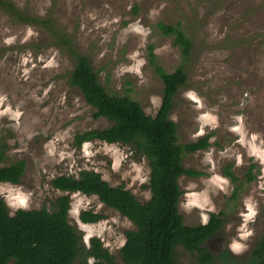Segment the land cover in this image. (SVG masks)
<instances>
[{
  "label": "rangeland",
  "instance_id": "rangeland-1",
  "mask_svg": "<svg viewBox=\"0 0 264 264\" xmlns=\"http://www.w3.org/2000/svg\"><path fill=\"white\" fill-rule=\"evenodd\" d=\"M12 1L31 15L51 17L89 58L101 84L111 94L131 96L147 115L157 114L164 90L150 64V48L166 72L184 66L188 80L170 115L178 143L208 134L212 139L208 149L183 155V167L200 175L180 177L179 212L190 227L223 213L224 227L202 247L213 254L214 264L221 263L225 248L234 253L231 264H257L251 254L264 234V0ZM159 23L182 24L193 42L187 61ZM53 39L47 29L17 24L0 11L4 166L25 162L22 183H0V199L14 215L20 209L52 211V203L69 195V222L86 248L96 237L117 264H124L120 250L135 225L97 196L64 193L52 181L93 170L113 187L125 185L145 203L151 198L150 162L134 145L90 141L75 146L77 134L111 123L95 119V109L69 84L74 60ZM229 168L238 178L235 183L226 173ZM251 169L256 179L249 184ZM83 211L105 218L84 224ZM198 256L181 246L175 250L177 264H199Z\"/></svg>",
  "mask_w": 264,
  "mask_h": 264
},
{
  "label": "trees",
  "instance_id": "trees-1",
  "mask_svg": "<svg viewBox=\"0 0 264 264\" xmlns=\"http://www.w3.org/2000/svg\"><path fill=\"white\" fill-rule=\"evenodd\" d=\"M0 11L17 24L39 26L54 36L53 43L74 60L69 84L79 89L88 105L95 109V119L104 118L111 123L102 130L77 134L75 146L81 148L90 141L134 145L150 162L151 198L145 203L140 202L125 185L113 187L93 170H82L78 177H57L52 181L53 187L64 193L97 196L105 206L135 225V230L126 232V243L120 250L124 264H177L175 250L178 246L192 253L198 252L202 255V264L212 263L213 255L202 245L223 227V213L212 214L206 224L190 227L185 225L179 212L183 194L180 177L200 175L183 167V155L208 149L212 139L208 134L193 143H178V127L170 115L177 93L188 80L184 66L172 73L166 72L157 65L156 55L150 48V64L164 83L161 106L155 116H150L128 94H111L101 84L89 58L74 47L73 41L58 29L51 17L31 15L12 0H0ZM158 28L165 36L174 38V45L187 61L193 42L182 24L159 23ZM5 159L6 145L0 140V183L21 184L25 162L4 166ZM226 173L234 183L237 182L238 178L230 168ZM255 179L251 169L247 183ZM70 210L69 195L52 203V211L47 208L20 209L14 215H11L6 201L0 199V264H117L100 239L92 238L90 247L86 248L82 235L69 222ZM104 218L94 211H83L80 215L84 224H95ZM252 257L253 262L263 261L264 236L253 249Z\"/></svg>",
  "mask_w": 264,
  "mask_h": 264
},
{
  "label": "flooded vegetation",
  "instance_id": "flooded-vegetation-1",
  "mask_svg": "<svg viewBox=\"0 0 264 264\" xmlns=\"http://www.w3.org/2000/svg\"><path fill=\"white\" fill-rule=\"evenodd\" d=\"M223 218V217H222ZM223 227H224V225H223ZM222 227V228H223ZM221 228V229H222ZM221 231V230H220ZM220 231L216 234V235H218L219 233H220ZM215 235V236H216ZM215 236H213V237H215ZM263 236H264V234L260 237L261 239L263 238ZM213 237H211V238H213ZM210 238V239H211ZM258 239L255 243H254V246H253V248L254 247H256L255 246V244L258 242V241H260L261 239ZM210 239H208L203 245H202V247L210 240ZM126 243V242H125ZM125 245V244H124ZM182 247V246H181ZM184 248V247H183ZM185 249V248H184ZM253 250V249H252ZM193 253H198V252H193ZM199 254V253H198ZM200 255V254H199ZM211 255H213V254H211ZM252 255V254H251ZM250 255V256H251ZM233 256H234V253L229 249V248H225L224 250H223V252H222V254H221V256H220V260H221V263L220 264H231L230 262H231V260H233ZM202 257V255H200V256H198V263L199 264H202V262H200V258ZM251 258H252V260H253V257L251 256ZM216 260H215V257L213 256V261H212V263H210V264H214V262H215ZM263 261H264V258H263ZM263 261H260V260H257L256 262H254V263H257V264H263Z\"/></svg>",
  "mask_w": 264,
  "mask_h": 264
},
{
  "label": "clouds",
  "instance_id": "clouds-1",
  "mask_svg": "<svg viewBox=\"0 0 264 264\" xmlns=\"http://www.w3.org/2000/svg\"><path fill=\"white\" fill-rule=\"evenodd\" d=\"M236 250H239L240 246L239 245H234L233 246Z\"/></svg>",
  "mask_w": 264,
  "mask_h": 264
}]
</instances>
